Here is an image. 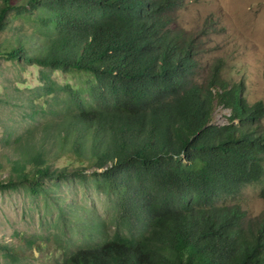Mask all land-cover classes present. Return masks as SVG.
I'll list each match as a JSON object with an SVG mask.
<instances>
[{"label": "trees", "instance_id": "obj_1", "mask_svg": "<svg viewBox=\"0 0 264 264\" xmlns=\"http://www.w3.org/2000/svg\"><path fill=\"white\" fill-rule=\"evenodd\" d=\"M183 6L0 0V62L38 67L28 95L0 83V112L21 113L18 124L0 119L10 150L0 151V190L49 197L46 182L87 177L109 203L108 217L59 206L53 264H264V210L252 216L234 198L258 183L264 199V103L221 76V58L206 69L202 33L174 26ZM63 157L79 165L55 166ZM74 232L88 241L74 244ZM13 236L17 246L0 243L7 264H32L49 238Z\"/></svg>", "mask_w": 264, "mask_h": 264}, {"label": "rangeland", "instance_id": "obj_2", "mask_svg": "<svg viewBox=\"0 0 264 264\" xmlns=\"http://www.w3.org/2000/svg\"><path fill=\"white\" fill-rule=\"evenodd\" d=\"M176 28H181L193 36L201 34L199 47L203 53L202 62L206 69L218 58L223 61L219 73L227 80L244 83V95L248 102L254 103L261 100L264 103V0H184V6L177 10L175 15ZM204 31V32H203ZM37 66H29L20 70L9 62H0V83L8 82L17 85L25 95L30 93V88L38 84ZM206 74V73H205ZM54 77L59 82L74 79L69 75L55 72ZM7 109H12L10 106ZM223 113L227 110L217 107L213 113L214 122L221 124L225 122ZM20 111L16 108L11 113L8 110L0 112V119L7 117L17 119L14 123L7 120V124H18ZM264 126V118L261 120ZM2 127L0 126V135ZM0 151H10L0 144ZM71 157L59 159L55 166L67 165L69 168L76 167L77 162H71ZM71 170V169H70ZM90 170H87V176ZM5 171L0 172L1 178ZM50 187L49 197L30 196L25 190L1 191L0 190V243H11L13 247L20 241L13 234L28 236L33 233L48 235L44 247L32 260V264H53L52 259L58 254L56 241L53 234L55 217L58 216L59 206L68 203H76L75 207L93 206L104 217L110 213L109 203L105 196L98 192L92 179H71L60 181L55 186L46 182ZM261 184H251L243 187L239 193L234 195L235 201L246 209L250 215L257 216L264 210V199L260 196ZM229 198L226 200V202ZM47 202V205H46ZM48 207V208H47ZM47 213L44 215V209ZM70 213V207L67 208ZM76 215H79L76 213ZM76 215L68 226L72 228L75 224ZM55 218V219H54ZM48 221L46 223L45 221ZM105 229L112 230V225ZM74 244H84L88 240L83 234L73 233ZM94 239H98L97 236ZM52 252L51 256L47 253ZM24 262V261H22ZM0 264H7L2 250L0 249Z\"/></svg>", "mask_w": 264, "mask_h": 264}]
</instances>
